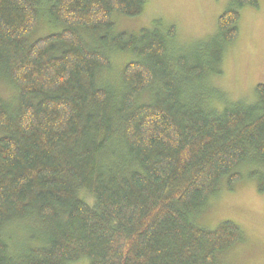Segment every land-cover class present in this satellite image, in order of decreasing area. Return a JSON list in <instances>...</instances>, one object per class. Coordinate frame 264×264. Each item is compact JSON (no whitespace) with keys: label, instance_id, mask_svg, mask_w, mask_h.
<instances>
[{"label":"trees","instance_id":"16d2710c","mask_svg":"<svg viewBox=\"0 0 264 264\" xmlns=\"http://www.w3.org/2000/svg\"><path fill=\"white\" fill-rule=\"evenodd\" d=\"M244 3L257 0L218 16L208 62ZM41 5L0 0V82L16 89L15 104L0 95V264H220L243 230L194 220L223 178L231 189L239 169L264 166V84L220 109L201 60L173 53V26L111 34L112 14L137 16L143 0H53L47 16L64 27L27 42ZM79 27L103 29L104 47ZM119 51L135 59L112 90L100 77ZM249 176L263 191L264 172Z\"/></svg>","mask_w":264,"mask_h":264},{"label":"rangeland","instance_id":"374dc122","mask_svg":"<svg viewBox=\"0 0 264 264\" xmlns=\"http://www.w3.org/2000/svg\"><path fill=\"white\" fill-rule=\"evenodd\" d=\"M41 1L39 19L34 29L25 36L27 42L59 32L64 27L62 23H56L47 16L45 8L53 0ZM143 1L144 10L137 16L116 12L112 14L111 34L138 33L141 28L150 27L155 20H159L161 26L166 28L173 26V53L184 55L190 63L200 59L203 63L201 69L210 72V76L203 82L207 92L213 93L209 102L221 109L227 103L254 99L257 84H264V0H257L256 6L244 3L237 8L238 34L226 43L218 61L211 63L208 62V53L218 35L217 18L235 6L238 0ZM78 32L88 45L91 43L95 45H90L92 47H104L101 44V38L105 35L103 29L93 32L79 27ZM109 59L111 67L102 73L100 82L115 90L123 65L134 60L135 56L130 51H119L110 53ZM0 95L8 103L15 104L16 89L7 79L0 82ZM143 97L146 99L147 93ZM254 170L264 172V166L246 165L239 169L241 178L231 189L226 187L223 178L221 191L209 200L194 220L197 225L208 229L215 228L224 220H230L243 230L244 240L222 254L220 264H264V190H258L256 176H249ZM67 264H87V260L79 259Z\"/></svg>","mask_w":264,"mask_h":264}]
</instances>
